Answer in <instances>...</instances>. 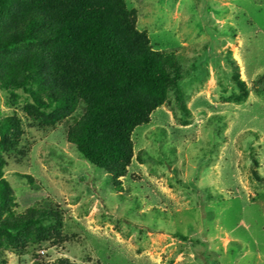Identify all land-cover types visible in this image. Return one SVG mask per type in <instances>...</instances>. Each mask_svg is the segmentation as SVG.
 <instances>
[{
    "label": "rangeland",
    "instance_id": "obj_1",
    "mask_svg": "<svg viewBox=\"0 0 264 264\" xmlns=\"http://www.w3.org/2000/svg\"><path fill=\"white\" fill-rule=\"evenodd\" d=\"M126 6L152 48L186 71L190 124L165 105L135 128V157L117 190L67 143L71 119L28 128L27 97L0 90V118L24 124L23 155L7 156L3 170L15 210L58 207L64 240L7 252L0 264H264V186L252 177L264 180V86L255 85L264 77V0Z\"/></svg>",
    "mask_w": 264,
    "mask_h": 264
},
{
    "label": "trees",
    "instance_id": "obj_2",
    "mask_svg": "<svg viewBox=\"0 0 264 264\" xmlns=\"http://www.w3.org/2000/svg\"><path fill=\"white\" fill-rule=\"evenodd\" d=\"M136 23L126 0H0V90L27 97L28 128L47 130L71 119L67 143L103 170L117 190L135 157V128L149 124L165 105L181 117V126L191 118L180 86L186 71L175 54L154 50ZM235 85L244 94L237 96L241 102L245 84ZM255 85L264 86V77ZM23 126L16 116L0 118V257L64 242L58 207H29L18 214L3 178L6 157L23 155L18 150ZM252 177L264 186L253 170Z\"/></svg>",
    "mask_w": 264,
    "mask_h": 264
}]
</instances>
